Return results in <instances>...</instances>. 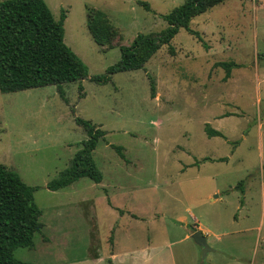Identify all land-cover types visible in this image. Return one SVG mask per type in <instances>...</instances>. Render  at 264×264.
Wrapping results in <instances>:
<instances>
[{
  "label": "rangeland",
  "instance_id": "1",
  "mask_svg": "<svg viewBox=\"0 0 264 264\" xmlns=\"http://www.w3.org/2000/svg\"><path fill=\"white\" fill-rule=\"evenodd\" d=\"M44 1L57 19L64 10V41L88 76L62 84L64 97L54 84L0 92V163L37 187L43 223L34 246L16 248L15 257L29 264H92L110 248L119 225L134 237L130 244L119 241V250L173 241L177 264H264V0L210 7L190 22L202 40L181 28L143 68L113 73L105 83L89 78L119 60L118 45L139 32L163 30L162 16L184 0H141L151 10L138 0ZM88 8L106 14L116 32L113 45L93 40ZM220 61L240 66L224 79ZM75 117L106 130L93 150L104 188L81 177L50 190L46 183L86 138ZM206 123L223 137L207 136ZM240 181L243 193L235 188ZM191 200L207 243L219 250L205 258L191 237L180 239L185 227L176 219L192 225L183 204ZM119 209L143 219L132 221ZM167 258L152 255L151 261L168 264Z\"/></svg>",
  "mask_w": 264,
  "mask_h": 264
},
{
  "label": "trees",
  "instance_id": "2",
  "mask_svg": "<svg viewBox=\"0 0 264 264\" xmlns=\"http://www.w3.org/2000/svg\"><path fill=\"white\" fill-rule=\"evenodd\" d=\"M224 1L184 0L162 16L167 23L163 30L153 34L139 32L130 44L118 45L119 60L109 66L105 74L89 79L105 83L113 73L143 68L157 50L170 43L181 28L202 40L198 31L190 28L191 20ZM137 2L146 10H151L148 2ZM65 18L64 10H61L58 19L55 18L44 0L0 1V92L54 84L64 97L62 84L88 76L86 64L64 41ZM86 25L99 46L114 44L115 29L102 10L88 8ZM204 47L208 48L207 45ZM215 64L226 70L224 79L230 77L231 68L240 66L232 61ZM150 86L151 96L154 97L152 80ZM75 122L84 129L86 138L81 141V148L74 153L69 165L46 183V188L50 190L66 187L81 177H88L95 183L102 180L103 175L94 161L93 150L99 139L104 138L106 130L80 117H75ZM204 131L207 136L223 137L220 131L208 123ZM111 147L123 156L121 146L111 144ZM235 188H240L243 193V181ZM36 189L0 163V264H29L16 258L14 250L18 247L32 248L34 234L43 227L39 220L41 209L34 200Z\"/></svg>",
  "mask_w": 264,
  "mask_h": 264
},
{
  "label": "crops",
  "instance_id": "3",
  "mask_svg": "<svg viewBox=\"0 0 264 264\" xmlns=\"http://www.w3.org/2000/svg\"><path fill=\"white\" fill-rule=\"evenodd\" d=\"M227 114H230V113H227ZM227 114H225L224 116H226ZM204 158H202V160H204ZM209 160H213V159L209 158ZM195 164H198V161ZM195 164H192V165H195ZM199 173H200L199 170H197L195 174H192L193 179L198 180V178L200 177ZM102 180H103V176H102ZM102 180H101V182H102ZM101 182L96 183V184H98L100 187H103V184H101ZM210 199L212 200V198H210ZM183 204L185 207L184 209L187 212L191 213V215H189V216L192 219V225L189 226V223L187 222V220L176 219V221L181 226L185 227V232H184L183 236H181L180 239L187 240L189 237H191V234L194 231H201V233L205 236L206 241L208 242L207 237H206V232H204V228H203L204 225L201 223V221L198 217H195V215L193 213L194 201L193 200L186 201ZM119 210H122V212H123V214H121V216L125 215L124 214L125 212L127 214H129L130 217H128V218L132 219V221L134 219H137V220L143 219L142 216H139V215L132 213L128 210H126V211L123 209H119ZM119 232L122 233L121 236H120ZM132 235H133V233L131 232V230L129 229L128 226L120 228V226L118 225V226L114 227L113 235H112L113 237L111 240L112 242L110 243V248L106 251H102L100 254L95 255V258H92V264H154L151 261L152 255H168V258H167L169 260L168 264H177V261L175 258L176 254H175V251L173 250V247H172L173 241L163 242L162 244L151 243V244H148L146 246L145 245L140 246L141 248L125 247V248H122L121 250H119V248L117 249L116 244H118L119 241L122 243H126V244L132 243L134 241L133 240L134 237ZM217 251H219V250L214 249L212 252L216 253ZM208 254H209V252L207 253L206 256H208Z\"/></svg>",
  "mask_w": 264,
  "mask_h": 264
},
{
  "label": "water",
  "instance_id": "4",
  "mask_svg": "<svg viewBox=\"0 0 264 264\" xmlns=\"http://www.w3.org/2000/svg\"><path fill=\"white\" fill-rule=\"evenodd\" d=\"M191 238L194 240V242L197 245L202 247V253H203L204 258L206 257L208 252L212 251L211 247L209 246V244L206 241L205 236L201 233V231H194L191 234Z\"/></svg>",
  "mask_w": 264,
  "mask_h": 264
}]
</instances>
